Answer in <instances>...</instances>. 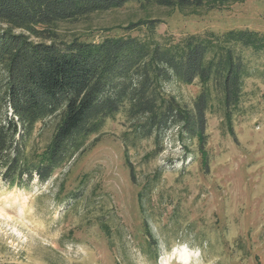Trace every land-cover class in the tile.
I'll return each instance as SVG.
<instances>
[{
  "label": "rangeland",
  "instance_id": "374dc122",
  "mask_svg": "<svg viewBox=\"0 0 264 264\" xmlns=\"http://www.w3.org/2000/svg\"><path fill=\"white\" fill-rule=\"evenodd\" d=\"M142 19L161 20L156 30L161 43L205 31L264 32V0L231 2L198 16L129 3L59 23L56 32L67 41L142 36L145 28L124 30ZM251 62L262 65L264 56H254ZM164 89L186 105L200 93L197 83L172 81ZM245 91L249 109L236 118V138L228 134L219 113L207 116V173L197 141L182 140L177 127L162 133L157 146L154 137L132 140L131 123L118 114L92 137L99 142L47 183L35 178L29 188L12 187L0 177V264H264L263 80L248 79ZM52 124H38L33 140H44ZM159 147V154L147 156ZM147 185L145 216L155 242L146 236L138 203V192ZM76 190L80 199L68 198ZM102 216L109 231L101 227ZM180 255L187 257L181 260Z\"/></svg>",
  "mask_w": 264,
  "mask_h": 264
},
{
  "label": "trees",
  "instance_id": "16d2710c",
  "mask_svg": "<svg viewBox=\"0 0 264 264\" xmlns=\"http://www.w3.org/2000/svg\"><path fill=\"white\" fill-rule=\"evenodd\" d=\"M246 1L0 0L2 181L23 188H29L35 178L47 183L99 142L98 137L93 141L92 137L99 136L105 123L118 114H124L131 123L132 140L154 137L157 146L162 133L177 127L182 140L197 141L207 173V116L219 113L228 134L236 138V118L249 109L245 105L246 81L258 77L264 84V64L251 62L254 56H264V32L205 31L161 43L156 37L161 20L142 19L124 29L130 32L145 28L142 36H107L98 42L73 37L67 41L56 32L57 25L121 9L129 3L198 16L203 10L212 12L231 2ZM172 81L197 83L200 93L190 105L183 104L164 89ZM47 120L53 122L50 134L35 142L38 124ZM161 151L159 147L147 156ZM125 163L136 184L134 165L126 150ZM149 186L138 192V203L146 236L155 242L145 216L144 195ZM80 195L76 190L67 196L76 201ZM98 219L101 227L109 231L105 217Z\"/></svg>",
  "mask_w": 264,
  "mask_h": 264
},
{
  "label": "bare ground",
  "instance_id": "6f19581e",
  "mask_svg": "<svg viewBox=\"0 0 264 264\" xmlns=\"http://www.w3.org/2000/svg\"><path fill=\"white\" fill-rule=\"evenodd\" d=\"M181 256V260H185L186 259V255H180Z\"/></svg>",
  "mask_w": 264,
  "mask_h": 264
}]
</instances>
